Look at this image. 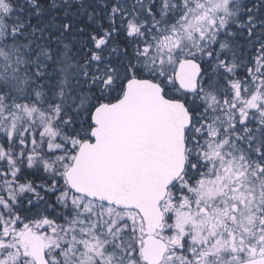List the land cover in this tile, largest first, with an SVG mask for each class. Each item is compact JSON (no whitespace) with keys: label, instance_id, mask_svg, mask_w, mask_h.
Masks as SVG:
<instances>
[{"label":"snow or ice","instance_id":"6c2138e0","mask_svg":"<svg viewBox=\"0 0 264 264\" xmlns=\"http://www.w3.org/2000/svg\"><path fill=\"white\" fill-rule=\"evenodd\" d=\"M0 264H264V0H0Z\"/></svg>","mask_w":264,"mask_h":264}]
</instances>
